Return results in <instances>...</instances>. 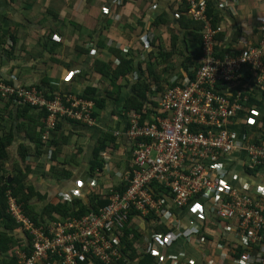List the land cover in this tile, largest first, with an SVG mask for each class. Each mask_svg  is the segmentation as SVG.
<instances>
[{
    "label": "built area",
    "instance_id": "2783aa9c",
    "mask_svg": "<svg viewBox=\"0 0 264 264\" xmlns=\"http://www.w3.org/2000/svg\"><path fill=\"white\" fill-rule=\"evenodd\" d=\"M185 2L190 20L202 24L201 55L194 60L198 66L189 69L192 76L186 71L173 76L165 90L147 92L146 106L128 113L123 134L131 142L132 174L121 175L120 183L109 189L105 206L81 216L35 224L9 198L7 212L25 236L26 248L12 253L16 264H134L123 252L125 242H134L124 235L138 230L131 222L158 219L169 230L176 224L172 207L187 204L221 226L213 240L204 233L185 236L197 248L216 251L214 264H264V118L251 119L257 102L264 99V17L258 43L235 50L225 38L219 42L221 28L207 16L204 0ZM226 49L229 52L220 56ZM10 97L46 111L44 142L59 119L94 122L93 102L84 98L48 99L34 86L0 81V100ZM253 122L249 141L240 131ZM230 157L249 180L222 190V170ZM72 200L62 195V201ZM220 233L231 237L222 239ZM133 249L139 257L151 251L141 242H134Z\"/></svg>",
    "mask_w": 264,
    "mask_h": 264
},
{
    "label": "crops",
    "instance_id": "0c3cea01",
    "mask_svg": "<svg viewBox=\"0 0 264 264\" xmlns=\"http://www.w3.org/2000/svg\"><path fill=\"white\" fill-rule=\"evenodd\" d=\"M204 1L212 11L214 24L221 28L222 41L225 38L230 48L240 50L248 44L258 43L259 21L264 17V0ZM180 2L121 0L120 4H116V0H0V81L15 86L40 85L46 81L55 96H74L93 102L92 125L59 119L56 136L51 133L44 142L45 158L31 159V173L26 181L41 197L31 201L40 222L45 220V208L62 201V195H70L81 204L91 206L86 207L90 211L98 200L107 201L109 189L120 183L116 179L119 175L117 172L121 171L123 176L132 173L130 142L123 134L130 112L126 111L125 102L133 96L132 85L141 78V71L145 69L143 59L151 51H157L158 47L171 50V33L177 35L176 49L181 50L183 56L179 57L173 73H165L158 83L150 84L149 89L154 92V89L165 90L172 77L179 75L184 58L192 55L194 62V53L198 52V45L186 39L190 35L178 22ZM157 20H160V24L154 25ZM152 33L155 37L150 41ZM124 38H131V41L136 42L134 50L141 47L143 53L133 58V71L125 79L117 81V84L124 86L117 95L110 97L106 94L111 91L109 80L96 69V63L103 64L102 70L114 69L119 63L114 52L120 44L123 45ZM189 44L194 48L189 49ZM164 67V64L160 65L159 69ZM92 97L103 100L102 108L96 106ZM263 102L252 113V120L264 118ZM146 104L147 101L143 107ZM4 105L5 100H0V133L11 129L13 135L8 147L9 157L5 162V175L10 181L16 174L15 170L24 165L18 150L21 143L28 145V139L24 131L17 128V125H21V119L12 104L9 105L13 110L10 115L4 113ZM154 107L155 103H152L151 108ZM242 123L240 121L237 128ZM249 126L240 133L245 132L251 141L256 123ZM107 132L116 139L118 150L112 155L101 152L102 167L92 172L94 149L98 139ZM56 138L61 142L60 145L49 146L48 142ZM52 147L59 150L53 162L50 161ZM224 163L226 170H222V190L239 188L249 180V174L239 163H234L232 157ZM51 164L66 169L71 173L70 176L63 180L52 178L48 172ZM91 198L93 204H90ZM200 203L204 201L200 200ZM172 215L176 224L169 230L158 219L138 218L131 222L138 227V230L131 232L132 240L148 245L151 249L143 257L135 255L134 264H139L146 256L152 259L150 264H214L216 251L197 248L186 241L185 236L190 239L194 234L204 233L213 240L218 236L220 224L210 218L207 212H197L192 204L172 207ZM0 232H3L1 221ZM20 233L14 232L17 241ZM154 234L160 236L159 240L154 238ZM227 237L231 236L221 234L222 239ZM134 242L130 241L132 248ZM199 249H202L201 252ZM4 258H9L8 253L2 255L1 260Z\"/></svg>",
    "mask_w": 264,
    "mask_h": 264
},
{
    "label": "trees",
    "instance_id": "16d2710c",
    "mask_svg": "<svg viewBox=\"0 0 264 264\" xmlns=\"http://www.w3.org/2000/svg\"><path fill=\"white\" fill-rule=\"evenodd\" d=\"M180 3L181 4L179 5L178 8V22L181 27L186 29V34L190 35L186 39L198 45V52L194 53V57H195L194 60H197L201 55L200 31L202 28V24L200 22L198 23L189 20L186 17L188 6L185 0H181ZM206 14L207 16L212 15V11L208 5H207ZM158 24H160V20H157L154 23V25H158ZM171 34L172 35L169 45L171 50L167 52H162L161 51L162 47H158L159 48L157 49L158 57H155L154 55L156 51L150 52L146 55V58H150V59H148V62H146L145 69L141 71V76H140L141 78H139V80H137L132 85L133 96L128 98L125 102V109L127 112L141 111L143 109L144 102L147 101L146 93L150 91L149 89L150 84L158 83L159 79L164 77L165 73L169 72L171 74L174 72L175 66L177 64V62H174V58L176 57L179 59V57L183 56V54L181 50L177 51L176 49L177 39H178L177 35L174 33ZM222 38L223 35L220 34L218 36L219 42L222 41ZM228 52H229L228 49L221 50L219 55L223 56V54H227ZM142 53L143 50L140 47L136 52L130 51V53L128 54L129 57L127 58V56L121 54L120 51H115L114 55H116L117 59L119 60V63L114 69H110V70H106V69L102 70L103 64H101L100 62L96 63V69L100 70L102 75L109 80L108 84L111 91L106 93L108 96L112 97L113 94L117 95L119 89L124 86L122 84H117V81L119 79H125L133 71V58L135 56L140 57ZM184 59L185 60L182 63V67L188 73L189 76H192L193 72H189V69L190 68H194V70L197 69L198 62L196 61L193 62L192 55ZM163 64L165 65V67L163 69H159V66ZM180 72H182V69ZM169 84L171 85V83H168V86H170ZM30 86H35L39 90H42V92H44L46 98L48 99H52L55 96L53 90L51 89V86L46 81L42 82V84L40 85H30ZM156 87L158 88L159 86ZM160 89L162 90V88ZM155 90L156 89H154V91ZM161 90L159 92H161ZM61 98H65V97L62 96ZM92 99L94 100L98 108H102L103 100L101 98L92 97ZM10 103L12 104L16 113L18 114V117L21 119L20 122L21 125H17V128L19 131L20 129L24 131V134L28 139V145H24L23 143L20 144L18 154L24 165L22 168H17L15 170L16 174L9 181L8 177L5 175V173L7 174L5 170V162L9 157L8 147L13 140V135L11 129L8 130L6 133H2V134L0 133V221L2 223V228H3V232H0V264H16L15 263L16 260L12 255L13 249L18 246L19 248H26L25 243L24 244L19 243L16 239V234H14L15 230L19 229L20 224H18L15 221V219L7 212L8 198L9 197L13 198L15 202L22 208L24 215L27 218L31 219L32 222H34L35 224L40 223L39 214L32 209L31 201L33 198L41 199V197L39 196L38 192L31 185L27 183L26 180L31 173V167H30L31 159L38 157L45 158L46 155L44 148L45 143L41 138L44 131L45 120L47 117L46 111L43 109L39 110L35 107H32L27 104H23L21 102H17L15 99L10 97L5 99V105L3 107L4 113L8 115L12 114L13 112V110L9 106L11 105ZM257 104L260 105V101L257 102ZM35 113H37V116ZM33 114L36 117H34ZM68 122L73 123L72 121H68ZM56 127H57V123L55 129L52 131L53 136H56L55 133ZM59 142L60 141H58L56 138L55 140H51L48 143H50L49 146L51 145L58 146L61 143ZM117 150H118V146L116 143V139L113 137V135H111L108 132L104 133L103 136L100 139H98L96 148L94 149L93 152V159L91 162L92 172L96 168L102 167L101 166L102 160H100V156H99L101 152H106L112 155L115 152H117ZM51 151L52 152L50 155V159H51L50 161L53 162L56 153L59 152V150H57L55 147H52ZM130 151H131V142H130ZM48 172L52 178L57 180L67 179L71 174L69 171H67L64 168L58 167L56 164L49 165ZM91 201L92 202L90 204H93L94 200L92 198ZM106 204L107 201L99 202L98 200L96 202V205L93 206L90 211H96L98 208H101ZM86 207L89 208L91 206L81 204L80 201L74 199L72 200L71 203H67L65 201L60 200L55 205L49 204L45 208L43 218L56 220L57 217L60 216L63 217V216H81L84 214L86 215L90 212L87 210ZM74 209H77V211L75 212ZM54 214L59 216H54ZM123 238L125 239L126 235H124ZM126 250L130 251L129 254H126L127 258L134 261L136 256L132 248V244L128 241L124 243L123 252L125 253ZM7 253L9 258H4L1 260L2 255H6ZM87 261L86 260L80 261L78 262V264H86ZM151 262L152 259L146 256L139 262V264H150ZM96 263L103 264L101 262H96ZM117 264H122V262L119 261Z\"/></svg>",
    "mask_w": 264,
    "mask_h": 264
},
{
    "label": "rangeland",
    "instance_id": "374dc122",
    "mask_svg": "<svg viewBox=\"0 0 264 264\" xmlns=\"http://www.w3.org/2000/svg\"><path fill=\"white\" fill-rule=\"evenodd\" d=\"M165 29H166V27H165ZM139 33V32H138ZM152 37H155L154 36V33H152L151 34V36L149 37V40L150 41H153V39H152ZM124 40L125 41H123V45L122 44H120V46H119V48L117 49V51H120L121 52V54H123V55H126L127 56V58H128V54L130 53V51L131 50H133L134 52H136V50H134V48L136 47V42L134 43L133 41H131V38H124ZM135 41V40H134ZM151 48V47H150ZM194 48V46L192 45V44H189V49H193ZM161 51L162 52H167V51H169V49L167 50V48L165 49L164 47L161 49ZM152 52V51H151ZM154 55H155V57H158V55H157V51L154 53ZM146 57V56H145ZM148 59H150V58H144L143 59V61L142 62H144L145 64H146V62H148ZM181 60V59H180ZM183 60V59H182ZM179 62V60H178V58H174V62ZM197 61V60H196ZM184 72H185V70H184V68H182V72H180L179 73V76H181V74H184ZM175 76V75H174ZM178 78L179 77H177L176 79L178 80ZM57 166H58V164H56ZM117 173H119V175L118 176H116V179H119L120 180V178H121V175H122V173H121V171L120 172H117ZM115 177V176H114ZM115 186V185H114ZM114 186H112V187H114ZM17 232H21L20 230H16V233ZM21 234V236H18L17 238H18V242L19 243H22V244H24L25 243V236L22 234V232L20 233ZM131 234V235H130ZM132 233H128L127 235H126V238H132ZM18 246V245H17ZM16 248V247H15ZM15 248L13 249V250H15ZM17 248H19V246L17 247ZM16 248V249H17ZM134 250V249H133ZM130 253V251L129 250H126L125 251V253H124V256L126 255V254H129ZM134 253H136L135 251H134ZM124 256H123V258H124ZM143 256H145V255H143Z\"/></svg>",
    "mask_w": 264,
    "mask_h": 264
}]
</instances>
